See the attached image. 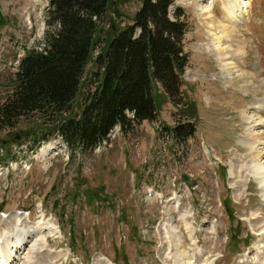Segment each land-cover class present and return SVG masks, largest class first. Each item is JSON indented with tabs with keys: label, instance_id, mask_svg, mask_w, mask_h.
Instances as JSON below:
<instances>
[{
	"label": "rangeland",
	"instance_id": "rangeland-1",
	"mask_svg": "<svg viewBox=\"0 0 264 264\" xmlns=\"http://www.w3.org/2000/svg\"><path fill=\"white\" fill-rule=\"evenodd\" d=\"M234 1L177 0L171 6V12L181 6L189 22L182 77L186 104H175L157 83L159 116L125 130L116 127L101 149L73 151L51 133L54 123L38 113L0 129V145L10 147L18 161L0 165V231L11 233L23 220L38 240L34 255L40 264H179L176 250L167 251L171 218L192 264H262L264 198L249 175L250 152L242 143L251 129L264 138V110L258 108L264 103V0H246V14L226 24L223 49L215 53L213 38L228 21L226 5ZM48 5L49 0H0V102L12 92L20 58L44 49L47 30H55L48 25ZM141 6L142 0H111L98 26L100 45L131 24ZM99 52L98 47L86 68L77 102L95 87ZM223 62L230 63L229 82ZM249 113L262 124L251 128ZM185 117L197 130L177 144L167 127ZM34 132L49 142L32 152ZM231 162L240 170L236 178ZM41 216L46 222L36 227ZM31 246L20 252L12 246L19 253H12L10 264H31Z\"/></svg>",
	"mask_w": 264,
	"mask_h": 264
},
{
	"label": "trees",
	"instance_id": "trees-1",
	"mask_svg": "<svg viewBox=\"0 0 264 264\" xmlns=\"http://www.w3.org/2000/svg\"><path fill=\"white\" fill-rule=\"evenodd\" d=\"M110 1L49 0L48 25L55 30H47L44 49L31 50L19 60L12 92L0 102V129L38 113L54 123L51 133L62 135L73 150L83 151L94 149L117 123L125 130L156 119L157 83L175 104H186L182 76L188 64L184 39L189 23L181 7L171 12L177 0H142L133 22L102 46L98 26ZM98 47L95 87L77 102ZM75 106L81 110L75 111ZM167 128L169 136L184 143L196 124L185 117ZM46 137L34 132L32 142ZM78 195L76 190L74 199Z\"/></svg>",
	"mask_w": 264,
	"mask_h": 264
},
{
	"label": "bare ground",
	"instance_id": "bare-ground-1",
	"mask_svg": "<svg viewBox=\"0 0 264 264\" xmlns=\"http://www.w3.org/2000/svg\"><path fill=\"white\" fill-rule=\"evenodd\" d=\"M247 7H248V5H247L246 0H236L234 2H229V4L226 5V11H227L229 18H227L228 21L226 20L227 22L224 23L225 25L222 26L223 28L220 30V34L215 36V38H213L214 39L213 40V42H214L213 51L215 53L219 52L221 49H223V46L221 44V38H224L228 34L227 33L228 32V25H226V24L228 22L232 23L233 25H234V23H237L246 14V12H247L246 8ZM27 20L29 23L32 22V14L27 16ZM217 56L219 58H221L220 55H217ZM229 64H230L229 62H227V63L223 62L221 64L222 70H223L222 75H223V78L227 82L233 80L232 73L229 70L230 68L228 67ZM235 72L239 73V69L235 70ZM258 108L260 110H264V103L259 104ZM247 120H248V123L251 124V128L262 124V122H260L259 118L254 113L253 114L249 113V115L247 116ZM251 130H252V132L250 131L248 137L246 139H244L242 144L246 145V147L249 149V152H250V159H249L250 163L247 167V170L249 169V175L253 176L255 179L258 180V182L260 184V188L262 190V195L264 198V138L261 137V135H260V137H258L257 136L258 132L255 133L254 129H251ZM258 134H260V133H258ZM49 150H50V148H49ZM238 160H240V159H238ZM236 165H237V163L235 164L234 162H231L230 174L234 177L237 176L238 175L237 173H239V171H240V170L238 171L236 169ZM242 175L245 176L244 174L241 173V176ZM241 180L237 181V184L239 185V189L242 187V181ZM21 222L22 223L18 224L16 226V228L11 233H7L4 236L2 234H0V252L3 253V255H6V257H5L6 259H5V261H3V264L9 263V258L12 257V253H13L12 252V246H17V250H19V252H20L22 250V248L23 249L26 248L28 243L32 244V246L30 248V250H31L30 253L31 252L33 253V254L31 253L32 256H30V259H32L31 264H40V262H39L40 258L38 257V255H34L35 250L37 249V246H38V240H36L34 237V231L29 230L26 227H23V220ZM20 225H22V228H20ZM167 226L168 227L166 229L165 238H166L167 243H169L168 244L169 247H170V243L172 244L171 248L168 247L167 251L169 249H171V253L173 252V254H175V250H176V255H177L176 258L179 259V264H192L191 261H187L188 257L186 256V252L184 250V246H185L184 242L185 241H180L176 237V232L174 229L173 222L171 221V218H170V223H168ZM11 234L13 236H11ZM167 236H169V238H167ZM11 244H12V246H11ZM19 252H15V254H18ZM111 262H113V261L111 260ZM176 262H178V261H176ZM1 264H2V262H1ZM262 264H264V262H262Z\"/></svg>",
	"mask_w": 264,
	"mask_h": 264
},
{
	"label": "water",
	"instance_id": "water-1",
	"mask_svg": "<svg viewBox=\"0 0 264 264\" xmlns=\"http://www.w3.org/2000/svg\"><path fill=\"white\" fill-rule=\"evenodd\" d=\"M183 176H184L185 178H188V176H187L186 174H183Z\"/></svg>",
	"mask_w": 264,
	"mask_h": 264
}]
</instances>
